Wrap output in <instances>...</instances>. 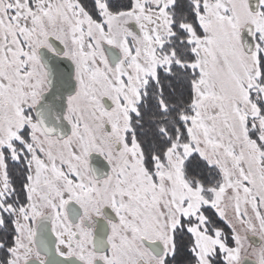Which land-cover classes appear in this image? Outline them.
<instances>
[{
  "label": "snow or ice",
  "instance_id": "1",
  "mask_svg": "<svg viewBox=\"0 0 264 264\" xmlns=\"http://www.w3.org/2000/svg\"><path fill=\"white\" fill-rule=\"evenodd\" d=\"M0 264H264V0H0Z\"/></svg>",
  "mask_w": 264,
  "mask_h": 264
}]
</instances>
